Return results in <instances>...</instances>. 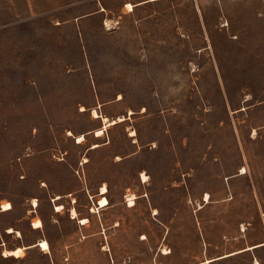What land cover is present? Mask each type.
Here are the masks:
<instances>
[{
    "label": "rangeland",
    "instance_id": "374dc122",
    "mask_svg": "<svg viewBox=\"0 0 264 264\" xmlns=\"http://www.w3.org/2000/svg\"><path fill=\"white\" fill-rule=\"evenodd\" d=\"M262 243L264 0H0V264H264L230 255Z\"/></svg>",
    "mask_w": 264,
    "mask_h": 264
},
{
    "label": "bare ground",
    "instance_id": "6f19581e",
    "mask_svg": "<svg viewBox=\"0 0 264 264\" xmlns=\"http://www.w3.org/2000/svg\"><path fill=\"white\" fill-rule=\"evenodd\" d=\"M93 117H94V118H98V117H99V115H98V113H97L96 111L93 112ZM122 118H123V117H122ZM122 118H120L119 121H123ZM104 121H107V119L105 118ZM105 123H106V122H105ZM113 123H115V121H114ZM113 123H112V124H113ZM109 125H111V124H109ZM105 127H107V126L105 125ZM97 133H98V134H97L96 137L99 138V137H101V135L103 134V130L101 129V130H99ZM70 135H71V134H70ZM102 136H103V135H102ZM83 141H84V137H83V136H80V137L77 138V142H78L80 145H81V143H83ZM93 147L95 148V147H97V146L94 145ZM242 172L246 173V170L243 169ZM241 174H242V173H241ZM142 178L144 179V181H146V176L143 175ZM102 190H103L102 193L104 194V193L106 192V187H103ZM204 200H205V201H209V195H208V194H206ZM35 202H36V201H35ZM130 203H131V205H133V204H134V200H133V199H130ZM35 204H36V203H35ZM107 205H108V200H107L106 198H103L102 200L99 201V208H105ZM62 208H63L62 206H59V207H57V210L60 211ZM95 211H96V209H95V208H92V212H95ZM155 214H156V213H155ZM71 215H72V218H76V217L78 216L76 210H74V209L72 210ZM80 223H81L82 225H86V224L88 223V219H87V218L81 219V220H80ZM242 231H245V227H243ZM8 232H9V233L13 232V229H9ZM14 233H15V232H14ZM18 234H19V236H20V233H18ZM144 239H145V238H144ZM263 244H264V243H263ZM39 246L42 248L41 251H42V250H43V251H49V250H50V246H49V243H48L47 241H42V242H40ZM257 246H258V245H257ZM107 248H108V246H107ZM107 248H105V249H107ZM251 249H252V248H249V250H251ZM107 250H108V249H107ZM247 250H248V248H247ZM47 253H48V252H47ZM163 254H164V255H165V254L168 255V254H170V252H168V251L165 249ZM12 255H13V253H12L11 251H10V252H5V253H4V256H12ZM233 255H234V254H233ZM229 256H230V255H229ZM225 257H227V256H225ZM210 262H212V261H211V260H208V261H206L205 263L207 264V263H210Z\"/></svg>",
    "mask_w": 264,
    "mask_h": 264
},
{
    "label": "crops",
    "instance_id": "0c3cea01",
    "mask_svg": "<svg viewBox=\"0 0 264 264\" xmlns=\"http://www.w3.org/2000/svg\"><path fill=\"white\" fill-rule=\"evenodd\" d=\"M32 226H33V224H32ZM43 226V225H42ZM42 226L41 227H39V228H37V229H40V228H42ZM36 228V227H35ZM10 229H12V228H10ZM41 241H45V240H41ZM41 241H39L38 242V244H36V245H34V246H36V247H38L39 249H40V251H41V247L39 246V244H40V242ZM262 246H264V244L262 243V244H258V246L257 245H255V246H251V247H248V250H247V248L245 249V250H242V251H240V252H237V253H232V254H230L231 256L234 254H238V253H241V252H244V251H250L249 250V248H252L251 250H253V249H256V248H259V247H262ZM26 248H16V249H13V250H8V251H5V252H12V253H17V252H20L19 253V255L18 256H16V255H12V256H4L5 258H8V257H15V258H20V257H22V255L24 254V250H25ZM4 252V253H5ZM42 252H44V253H47V252H49V251H43L42 250ZM4 253H3V255H4ZM227 257L229 256V255H226ZM225 257V256H224ZM223 257V258H224ZM208 261V260H207ZM211 261H213V260H211Z\"/></svg>",
    "mask_w": 264,
    "mask_h": 264
},
{
    "label": "flooded vegetation",
    "instance_id": "af4514ba",
    "mask_svg": "<svg viewBox=\"0 0 264 264\" xmlns=\"http://www.w3.org/2000/svg\"><path fill=\"white\" fill-rule=\"evenodd\" d=\"M103 194V193H102Z\"/></svg>",
    "mask_w": 264,
    "mask_h": 264
}]
</instances>
